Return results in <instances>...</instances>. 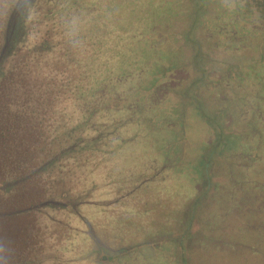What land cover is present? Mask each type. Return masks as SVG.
Returning <instances> with one entry per match:
<instances>
[{
    "label": "trees",
    "instance_id": "16d2710c",
    "mask_svg": "<svg viewBox=\"0 0 264 264\" xmlns=\"http://www.w3.org/2000/svg\"><path fill=\"white\" fill-rule=\"evenodd\" d=\"M164 1L0 0V245L9 264H264V0H170L169 19L145 18ZM73 16L83 21L76 47L65 29ZM176 49L179 63L168 62ZM136 68L146 79L124 102L134 116L124 120L110 96ZM204 73L212 81L203 88L218 95L241 85V134L236 150L200 156L193 194L217 195V209H190L187 199L164 222L158 250L142 217L156 215L150 207L167 191L153 177L160 163L142 114L173 118L185 92L201 95L194 84ZM134 118L142 148L119 138ZM230 122L227 133L237 131ZM208 127L207 144L221 145L220 127ZM131 150L144 159L129 165Z\"/></svg>",
    "mask_w": 264,
    "mask_h": 264
},
{
    "label": "rangeland",
    "instance_id": "374dc122",
    "mask_svg": "<svg viewBox=\"0 0 264 264\" xmlns=\"http://www.w3.org/2000/svg\"><path fill=\"white\" fill-rule=\"evenodd\" d=\"M169 1H164L162 3L149 5V7L146 10H144L149 14V16L145 18L156 19L158 18L157 15L159 13H162L165 20L169 19V16L167 15L168 14L167 11L169 10L168 4H171V1L170 2ZM141 20H143V18H141ZM160 21L161 20L158 21L157 19V23H160ZM170 21L171 18L170 20H168L169 24L171 23ZM150 22L146 21L148 27H150L149 26ZM48 23L49 20L46 21V25ZM152 31L155 32L156 30L153 29ZM169 36L170 34L167 35V37ZM179 52L180 51L176 49V52H174V56L167 57L168 62L170 61L172 63H179V59H180ZM252 67L253 65L250 64L249 67L247 68L250 69ZM154 70L159 72L162 70V68L159 66L158 67L155 66L154 69L152 68L153 72ZM241 71H243V74L245 73L249 74V72L245 69H242ZM240 73L242 72H239L238 70L237 71L238 77ZM146 74L147 71L141 68L133 69L131 70V72L127 74V76L122 78L117 88L112 90L111 93L112 96L110 97H113L114 101L120 100L119 104L120 103L121 105L123 104L120 111L114 114L118 116L120 115L119 117L124 120L126 118L128 119L129 116L132 115L131 113L126 111L124 102L127 101L129 95L133 91H135L138 87L141 86L143 81L146 79ZM250 78H249L250 80L249 84L251 85L253 83V80H251ZM207 81H212V77L208 75V73H204L203 79L201 78L200 80L201 82L200 85H198V83L194 84L195 89L202 90L201 95L194 94L191 96L190 93H188L187 95L185 92L186 100L180 99L179 104H175L172 114L170 112V115L173 118H168L167 114L165 116H161L158 113L156 116L150 118L149 115L145 113L142 114L144 116L143 119L144 122L147 123V126L151 130L150 139L154 140L152 144V148L155 150V152L152 156L154 158H157L158 162L160 163L157 169L152 167V169H155L156 171L155 173H153V177H155L154 179L157 180L158 182H161L160 184H162L163 189L167 191L166 194H162V197L158 195L159 199H155L156 201H158V203H155V206L150 207V212H152L153 214L156 213V215H148V218L142 217V219H144L146 223V225L143 227L144 231L145 230L148 231L149 228H152L154 226H155L154 228H156L157 234L149 233L147 236H145V240L151 243L152 241L156 242L153 246L158 250L161 244V242L159 241L160 240L159 233L164 232L161 229L162 227H165L164 222L166 221V219L169 220L170 218H172L177 208L182 206L187 201V199H189L190 201L193 198L192 203L190 202V209L191 206L193 208H197V207L201 208L204 202V206L206 210L208 209L209 212H213L215 210L216 206L212 203V200H214L217 197V195L215 196V198L213 197L214 195L211 196L205 195L204 197L195 199L193 194L194 190L197 188V185L199 184L196 173L199 169L198 167H200L199 165L200 156H202V154H206L207 150L209 151L210 156H212L213 153L214 155H218V154H223L227 151H231V148L233 150H236L234 146L235 144H237V140L239 138V135L241 134L239 131L240 130L239 126L237 124V120L235 119L236 118L235 115H237L239 112L238 104L242 102V98H243L241 94V90H242L241 85L236 83L234 88L232 89L233 92L229 93V91H225L224 93L222 92V94L218 95L217 91L210 88L209 86L207 90L203 88V86H205L204 83H206ZM168 93H169L168 98L171 99L174 98L177 103L179 99H177L176 94L170 92ZM178 97L181 98L180 95ZM251 98L254 99L253 93L251 94ZM255 116H256L255 111H253L252 117ZM248 118L250 117L248 116ZM111 119L114 123L115 118L111 116ZM229 121H231L230 124L232 125L234 124V127H236V125L238 126L236 127L237 131H231L227 133L229 131V129L227 128V124L229 123ZM128 122H129L128 125L120 129L119 138L120 139L131 138V142L130 141H129L130 143L128 142L130 146L138 147L139 145L142 148L143 146H145L146 140L139 138L140 142L137 143L135 140L136 137L135 138L132 137L136 136L137 134L140 135L144 133L145 130L141 128L139 121H135V118L132 119V121H128ZM210 123H215L216 126L220 127L221 129V133H219L221 137L220 141L222 139L224 140V142L221 145H216L215 143L207 144V140L204 139V136L208 135L207 130L209 131L210 129V127H208ZM215 134L217 133L215 132ZM131 151H133L137 155L136 158H134L132 154L129 155L128 158L129 165H133V163H139V160L144 159V155L142 153H139L138 150H131ZM219 157L221 156L219 155ZM211 160L217 162L215 156H213ZM149 166H152L151 162H149ZM166 173L169 176H171L170 179H167L168 177L164 175ZM113 175L115 176V173H113ZM88 179L91 180V175L88 176ZM212 183L214 186L217 187V189L221 188L220 185L222 184L218 183L217 181L216 182L208 181V184L212 185ZM179 187L183 188V192L177 190L172 192L174 188L179 189ZM80 190H81L80 185L78 184L74 185L73 191L77 192ZM95 191L96 190L93 189L92 192V195L94 196L93 199H97V200L103 199ZM97 192L104 193L105 188ZM237 208L239 209L240 207L237 206ZM153 218H156L155 223L150 221ZM167 224L169 225L170 223ZM236 242L237 244H239V239H237ZM151 243H149V245ZM231 247H233V244ZM240 251H241L240 247L236 246L235 253H239ZM234 260L235 262L233 264H238L237 259ZM224 264H230V263L225 262Z\"/></svg>",
    "mask_w": 264,
    "mask_h": 264
},
{
    "label": "clouds",
    "instance_id": "9594fccd",
    "mask_svg": "<svg viewBox=\"0 0 264 264\" xmlns=\"http://www.w3.org/2000/svg\"><path fill=\"white\" fill-rule=\"evenodd\" d=\"M82 27L83 21L76 16L69 18L65 22L66 35L73 47L79 46L81 44L80 32ZM11 255L12 253L10 249L0 245V264H9Z\"/></svg>",
    "mask_w": 264,
    "mask_h": 264
}]
</instances>
